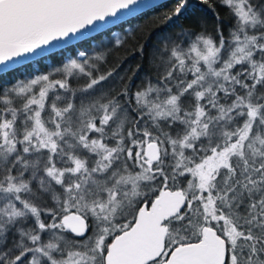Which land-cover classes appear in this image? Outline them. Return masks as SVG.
Segmentation results:
<instances>
[{
  "label": "snow or ice",
  "instance_id": "obj_1",
  "mask_svg": "<svg viewBox=\"0 0 264 264\" xmlns=\"http://www.w3.org/2000/svg\"><path fill=\"white\" fill-rule=\"evenodd\" d=\"M157 7L0 0V264H264V0Z\"/></svg>",
  "mask_w": 264,
  "mask_h": 264
},
{
  "label": "trees",
  "instance_id": "obj_2",
  "mask_svg": "<svg viewBox=\"0 0 264 264\" xmlns=\"http://www.w3.org/2000/svg\"><path fill=\"white\" fill-rule=\"evenodd\" d=\"M172 2H173V0H169L165 3H163V5H165L164 8L157 7L154 10L151 9V10L129 20L131 22V24H130L128 30L131 31L133 28H144V29L151 28L157 22L156 18L161 16L163 14V12L166 10V8L171 6ZM203 7L207 8L206 5H204ZM208 18H209V20H211V13L208 14ZM113 30L115 32H120L121 28H120V26H116L113 28ZM103 39L105 40V42H107L108 37L105 36V37H103ZM41 63H42V65L47 66V65H50L51 63H53V61H51L50 59H45Z\"/></svg>",
  "mask_w": 264,
  "mask_h": 264
},
{
  "label": "water",
  "instance_id": "obj_3",
  "mask_svg": "<svg viewBox=\"0 0 264 264\" xmlns=\"http://www.w3.org/2000/svg\"><path fill=\"white\" fill-rule=\"evenodd\" d=\"M167 1H169V0H155V2H156L157 5H161V4H163V3L167 2ZM149 10H151V9H145L143 13H145V12H147V11H149ZM143 13H139V14H137V16H138V15H141V14H143ZM137 16H136V17H137ZM133 18H135V17H129L128 20H131V19H133ZM114 27H116V26H113V28H114ZM97 35H99V34H97Z\"/></svg>",
  "mask_w": 264,
  "mask_h": 264
}]
</instances>
